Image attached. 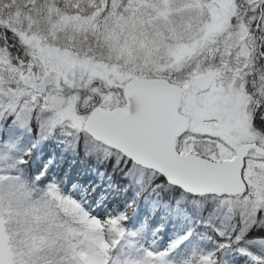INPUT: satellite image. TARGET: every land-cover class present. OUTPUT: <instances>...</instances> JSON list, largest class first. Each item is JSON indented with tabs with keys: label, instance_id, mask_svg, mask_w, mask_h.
I'll return each mask as SVG.
<instances>
[{
	"label": "snow or ice",
	"instance_id": "obj_1",
	"mask_svg": "<svg viewBox=\"0 0 264 264\" xmlns=\"http://www.w3.org/2000/svg\"><path fill=\"white\" fill-rule=\"evenodd\" d=\"M0 264H264V0H0Z\"/></svg>",
	"mask_w": 264,
	"mask_h": 264
}]
</instances>
